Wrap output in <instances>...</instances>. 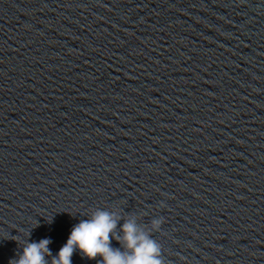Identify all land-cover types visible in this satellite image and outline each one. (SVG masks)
Masks as SVG:
<instances>
[{
	"label": "water",
	"instance_id": "95a60500",
	"mask_svg": "<svg viewBox=\"0 0 264 264\" xmlns=\"http://www.w3.org/2000/svg\"><path fill=\"white\" fill-rule=\"evenodd\" d=\"M97 210L264 264V0H0V264Z\"/></svg>",
	"mask_w": 264,
	"mask_h": 264
},
{
	"label": "clouds",
	"instance_id": "9594fccd",
	"mask_svg": "<svg viewBox=\"0 0 264 264\" xmlns=\"http://www.w3.org/2000/svg\"><path fill=\"white\" fill-rule=\"evenodd\" d=\"M161 222L159 218L151 220V231H156ZM116 225L117 217L103 210L79 220L71 227L51 264H72L74 251L88 260L98 257L96 264H162L160 246L146 231H141L132 220H127L121 224L117 234L114 231ZM110 239L117 241L120 248L111 247ZM49 243L50 240L44 238L25 244L13 264H45L44 257L50 255Z\"/></svg>",
	"mask_w": 264,
	"mask_h": 264
}]
</instances>
